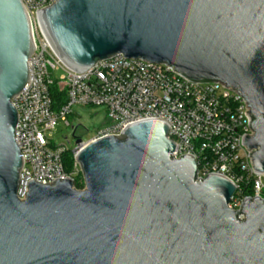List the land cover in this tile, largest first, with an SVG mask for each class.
<instances>
[{"label":"water","instance_id":"obj_1","mask_svg":"<svg viewBox=\"0 0 264 264\" xmlns=\"http://www.w3.org/2000/svg\"><path fill=\"white\" fill-rule=\"evenodd\" d=\"M38 15L74 72L123 55L235 90L252 118L244 145L264 174V0H58ZM33 52L22 1L0 0V264H264V200L230 209L236 185L198 180L192 157L172 158L162 121L89 141L77 156L82 191L32 181L21 201L13 100Z\"/></svg>","mask_w":264,"mask_h":264},{"label":"built area","instance_id":"obj_2","mask_svg":"<svg viewBox=\"0 0 264 264\" xmlns=\"http://www.w3.org/2000/svg\"><path fill=\"white\" fill-rule=\"evenodd\" d=\"M31 28L34 52L29 60L30 79L14 100L18 113L15 140L23 158L18 198L23 201L27 185L53 184L71 180L76 188L83 175L77 156L87 143L73 150L53 147L47 134L59 123L70 126L73 108L103 107L108 124L91 140L120 136L131 125L162 121L170 128L174 159L192 157L197 179L216 175L237 187L230 209L241 210L248 199L264 200V174L256 173L253 151L244 145L253 136L247 102L235 90L220 82H193L170 66L118 55L98 62L87 72L70 70L47 42L39 11L58 0H21ZM73 155V171L65 170L63 157ZM82 189V190H83ZM78 190V189H77ZM79 190V191H82ZM253 196H249V191Z\"/></svg>","mask_w":264,"mask_h":264},{"label":"rangeland","instance_id":"obj_3","mask_svg":"<svg viewBox=\"0 0 264 264\" xmlns=\"http://www.w3.org/2000/svg\"><path fill=\"white\" fill-rule=\"evenodd\" d=\"M68 122L69 127L59 123L54 131L47 134L53 147L64 146L68 150H73L78 138L85 143L91 141L99 130L107 126V112L103 107L75 106L73 115L68 117Z\"/></svg>","mask_w":264,"mask_h":264},{"label":"trees","instance_id":"obj_4","mask_svg":"<svg viewBox=\"0 0 264 264\" xmlns=\"http://www.w3.org/2000/svg\"><path fill=\"white\" fill-rule=\"evenodd\" d=\"M80 139V138H78ZM63 161H64V166H65V170L70 173L73 171V164H74V160H73V155L69 152V153H66L63 157ZM80 178L78 179V184H76V188L78 190H82L83 189V185L80 183ZM248 195L249 196H253V192L250 190L248 192Z\"/></svg>","mask_w":264,"mask_h":264}]
</instances>
